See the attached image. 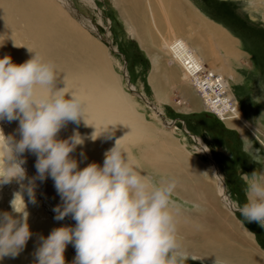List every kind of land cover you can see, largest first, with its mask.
<instances>
[{
	"label": "bare ground",
	"instance_id": "bare-ground-1",
	"mask_svg": "<svg viewBox=\"0 0 264 264\" xmlns=\"http://www.w3.org/2000/svg\"><path fill=\"white\" fill-rule=\"evenodd\" d=\"M7 1L8 4L3 5L5 1L0 0V5L2 4L0 28L2 18L6 20L7 17H3L5 10L6 14H4L8 15L6 22L9 24L10 20V24L14 25L15 22L20 21L22 32L29 42L22 47L23 52L19 54L12 53L15 49L7 53L0 47V164L3 165L0 172L10 177L6 183V187L10 188L8 199L15 201L20 211L15 218L10 214L7 218H1L0 215V237L15 236L26 223L28 215L26 211L32 210L37 213V216L32 218L35 220V226L23 232L25 237L49 229L55 233V236L64 240L66 248L69 245H76V254L83 257L97 253L102 264H105L99 250L101 240L107 239L108 235L116 236L110 230L115 228L117 232L121 221L124 226L121 224L120 228L126 227L127 221H123L122 217L132 215L128 225H135V228L138 224L136 223L138 215L148 216L150 219L153 217L156 219V216H159V220L165 222L170 218L177 225L179 216L172 215V211L164 206L166 204L161 205L154 200L150 196V191L143 192L142 189L146 187L145 182H141V179L126 167L128 163L130 164V161L128 163L126 161L128 150H126L128 152L126 158L124 157L126 162L124 158H121L123 154L119 157V153L115 151L104 152V149H100L91 156L81 158L79 163L73 164L74 151L94 148L102 142L118 143L115 147H111L116 150L124 140L129 142L138 140L140 132L138 120L132 117L133 111L127 101L129 96L124 99L119 89L110 82L111 78H107L108 75H112L106 69L107 63L103 71L97 70L99 66L96 61L97 69L92 67L95 52H92L90 46L91 39H87L78 26L81 32L71 26L75 22L69 15L73 18L76 17L74 14L79 15L72 7V1L56 0L59 4L55 0ZM81 1L89 6L95 5L93 0ZM114 1L119 5L117 7L121 12L129 8L133 10L134 17H131L132 13L126 16L125 20L132 24V35L148 53L156 49L160 56H164L166 65L170 66L169 69L165 68V74L167 73L172 81L177 85L186 81L193 86L203 106L213 110L212 112L225 121L227 126L236 129L245 126L246 120L229 87L230 79L234 81L236 76L230 72V65L226 62V58L230 55L235 56L237 52L235 40L226 28L208 19L200 24H192L193 19L202 21V17L197 13H192L194 15L191 14L190 17L183 15L179 2L181 0H143L145 5L142 9H140L142 0ZM152 2H156L162 8L166 7L173 19L171 24L168 13L165 9L161 10L166 19L164 28L170 36L163 37L158 42H156L153 28L157 27L160 17L157 11H154ZM13 12L17 15V19L12 16ZM77 18L78 24L89 27L86 19L82 16ZM155 32L160 34L161 30L157 28ZM212 36L214 42L218 43L214 47L211 42ZM231 44L233 46L229 47ZM218 54L220 60L216 63ZM206 58H210L211 66L205 63ZM150 59L153 68L149 80L156 91L155 83L160 81L156 77L157 73H160V60L152 55ZM22 65H28V67H22ZM41 70L44 76L41 75ZM205 71L209 73L204 74ZM37 74H40V77ZM47 77L54 79V85H51ZM129 87L134 91L130 83ZM159 88L161 89L159 86L157 90ZM185 93L188 98H192L187 88ZM143 98L148 102L145 96ZM195 100V98L192 99L190 103L194 105ZM151 107L157 114H161L158 107L153 104ZM145 138L148 139V137ZM195 140L199 143V152L210 156L207 146L200 141V138ZM15 152L19 154V157L15 155ZM18 160L25 164L24 167ZM25 166L30 171L34 168L38 173L33 175L34 188L30 187V181L24 177ZM122 166L127 168V170L123 169L125 173L123 176L116 170ZM207 167L203 168V172L206 171L211 178L213 177L219 197L225 200L228 209H235L226 194L222 176L215 163L209 161ZM44 173L47 180H53V187L59 199H56L54 193L48 194V190L43 186L44 181L41 176ZM93 178L95 182H87ZM2 181L3 179L0 178V206L7 199L3 196ZM48 195L51 199H47ZM45 200L48 204L44 202ZM60 202L65 209L73 212L79 223L64 220L53 211L54 208L62 206ZM6 209L9 212L11 208L6 207ZM135 228L128 229L125 233L133 234ZM159 228L161 232L153 228L157 231V235L156 232H152L156 235L154 239L162 246L170 240V243L166 245L170 249L178 250L182 247L185 252L193 255H201L198 249L205 250L206 255H213V252L221 249L220 245L217 247L207 243L205 239H208L210 235L204 236V231L201 235L195 229L191 232L188 229V234L183 233V237L178 239L170 231L163 230L161 226ZM176 228L178 229V225ZM83 229L89 232L99 247L95 248L96 243L91 241L85 244L86 240L81 236ZM193 232L199 235L192 236L195 234ZM111 238L113 237H110V241ZM233 249L229 250L226 247L223 250L224 257L233 259V255L237 253ZM236 260H238L237 257ZM239 260L235 264H261L256 259L246 263ZM232 262L230 263L234 264L235 260Z\"/></svg>",
	"mask_w": 264,
	"mask_h": 264
},
{
	"label": "rangeland",
	"instance_id": "rangeland-1",
	"mask_svg": "<svg viewBox=\"0 0 264 264\" xmlns=\"http://www.w3.org/2000/svg\"><path fill=\"white\" fill-rule=\"evenodd\" d=\"M4 1L3 5L8 4L7 0ZM71 1L72 7L79 14H74V16H82L89 22V27L80 23L79 25L77 23L79 19L69 15L75 22L71 26L78 32L82 30L87 39H91L90 46L92 52H95L92 67L97 69L98 63L97 70L103 71L105 70L104 65L107 63L106 69L112 74L107 78H111L110 82L119 89L124 99L129 96L127 101L133 111L132 117L138 120L140 132L139 141L124 140L116 150L111 147H115L118 143L102 142L94 148L74 151L73 164L79 163L81 158L91 156L100 149H104V152L115 151L119 155L123 154V157L117 154L122 159L126 158V153H128L126 150H128L127 157L130 159L127 158L126 161L127 163L130 161L131 165L128 163L126 167L136 174L141 182H145H143L145 188L148 189H142L143 192H145L144 190L150 191V196L154 200H157L161 205L166 204L164 206L172 211V215L179 216L178 229L170 218L165 222L160 221L159 216H156V219L155 217L150 219L148 216L138 215L136 218L138 224L135 228V225H128L132 215L122 217L123 221H127L125 222L126 227H122L124 224L119 221L122 228H120L121 224H118L117 232L114 230L115 228L110 230L116 236L108 235L107 239L101 240L100 246L109 259L114 264H231L230 262H234V260L235 264L240 258L239 262L243 260L242 262L246 263L256 259L264 264V0L179 1L183 15L190 17L192 13H197L202 17V21L208 19L217 22L226 28L235 40L234 45L237 53L235 56L230 55L226 58V62L230 65V72L236 76L234 81L232 79L229 81L231 94L237 100L239 110L246 120L245 126L241 129L227 126L228 124L213 113V110L204 107L201 99L197 96L198 92H195L194 87L189 83L185 81V83L177 85L167 73L165 74L166 69H169L170 66L166 65L164 56H160L156 49L152 50L153 53H148L132 35V24L125 22L126 16L133 13L131 17H134L132 9H124V12H121L117 7L119 5L114 0H93L94 6L84 4L81 0ZM56 3L58 2L56 1ZM152 3L154 11H157L160 17L157 27L153 28L157 38L156 42H158L161 38L170 36L164 28L166 19L161 12L165 9L169 15V10L166 7L162 8L156 2ZM220 3L227 7L225 13L242 25L247 37H240L238 31L234 32L224 24ZM140 5V9H142L145 2L142 0ZM65 12L67 13V11ZM4 13L6 14L5 10ZM4 13L3 17L7 16L6 20L8 21V15ZM14 13L12 16L17 19L18 17ZM169 17L173 24V19L170 15ZM6 20L2 18L3 22L1 21L0 47L7 53L13 49L15 50L12 53H22V47L29 42V39L22 32L21 22L17 21L12 25L9 20V25ZM198 20L193 19L192 24L202 22ZM157 28L161 30L160 34H156ZM1 29L3 30L1 31ZM97 44L99 45L97 46ZM9 45L13 47H9ZM232 46L233 44L229 47ZM150 55L160 60V73L158 72L156 75L160 81L155 84H157V88L160 86L161 89L157 90L156 88V91L149 80L153 68ZM26 66L28 67V65H22V67ZM179 73L180 70L177 71L178 75ZM207 73L209 71L204 72V74ZM125 74L130 84L133 85L134 91L130 89ZM37 75L40 77V74ZM41 75L44 76L42 70ZM47 78L51 85H54V79ZM103 80H106L105 77ZM186 88L192 98L187 97ZM157 91L159 92L157 93ZM141 94L147 98L149 103L144 100ZM194 98L196 102L193 105L190 102ZM196 103L197 106H195ZM151 104L158 107L161 114H157ZM163 118L171 123L166 124ZM195 138H200V141L207 146L210 157L222 176L226 194L237 210L228 209L225 200L219 197L213 177L211 178L208 172H203V168H208L209 159L199 152V143L194 141ZM15 155L19 157L17 152ZM148 155L150 156L148 157ZM18 162L24 167L25 164L21 160ZM2 168L3 165L0 164V170ZM25 168L23 169L24 177L30 181V187L34 188L35 178L33 175L38 174L34 170L35 164L31 171L29 168ZM124 168L122 166L116 170L123 176L125 175ZM127 168L125 169L127 170ZM41 177L48 194L54 193L56 199H59L53 187V180H47L45 173ZM0 178L3 179V196L7 197L0 206L1 218H7L8 214L15 218L20 211H18L15 201L8 199L10 188L6 187V183L10 177L0 172ZM95 181L93 178L87 182ZM47 199H51V196L48 195ZM46 200L44 202L48 204ZM61 205V207L54 208L53 211L64 220L79 223L73 212L65 209L62 203ZM6 207L11 208L9 212ZM26 213H28L26 223L15 236L0 237V264H102L97 253L83 257L76 254V245H69L66 248L64 240L55 236V233L49 229L25 237L23 232L35 226V220L32 218L37 216V213L32 210L26 211ZM50 224L52 225V223ZM172 225H175L176 229ZM159 226L163 230L170 231L178 239L183 237V233L188 234L194 229L201 235L204 231V236L210 235V239L205 237L207 243H212L217 247L220 245L221 249L213 252V255H206L207 253L203 249L197 250L202 252H199L201 255L187 253L182 247H179L178 250L170 249L166 247L170 240H167L166 245L162 246L154 239L157 235V231L154 229L161 232ZM133 227L136 234H126V231L133 230ZM152 232H156V235ZM196 232H193L194 235H192L193 233L189 234L199 235ZM81 236L86 240L85 244L91 241L96 243L95 248L99 247L87 230L83 229ZM110 237H113L111 241ZM226 247L237 252L236 255H233V259L224 257L223 250ZM248 257L249 259H247ZM221 258L225 261L222 262Z\"/></svg>",
	"mask_w": 264,
	"mask_h": 264
},
{
	"label": "trees",
	"instance_id": "trees-1",
	"mask_svg": "<svg viewBox=\"0 0 264 264\" xmlns=\"http://www.w3.org/2000/svg\"><path fill=\"white\" fill-rule=\"evenodd\" d=\"M220 6L222 8L221 16L224 19V24L229 26L234 32L238 31L240 34V37L245 38L247 37V33L245 32V29L236 21V19L232 18L230 15L226 14L225 11L227 10V7L224 4L220 3ZM218 12H220L218 10Z\"/></svg>",
	"mask_w": 264,
	"mask_h": 264
},
{
	"label": "water",
	"instance_id": "water-1",
	"mask_svg": "<svg viewBox=\"0 0 264 264\" xmlns=\"http://www.w3.org/2000/svg\"><path fill=\"white\" fill-rule=\"evenodd\" d=\"M124 73H125V71H124ZM126 75V74H125ZM126 81H128V83H130L129 82V80H128V78H127V75H126ZM131 89V88H130ZM163 120L166 122V123H171V121H167V120H165L164 118H163ZM194 141H196V140H194ZM208 159H209V161H212L213 163H214V161H213V159L210 157V156H206ZM216 165V164H215ZM234 210H237V208H235ZM99 250H100V255L102 256L101 258L103 259V261H104V263L105 264H114L112 261H111V259H109V257L107 256V254L105 253V251L102 249V248H99Z\"/></svg>",
	"mask_w": 264,
	"mask_h": 264
},
{
	"label": "crops",
	"instance_id": "crops-1",
	"mask_svg": "<svg viewBox=\"0 0 264 264\" xmlns=\"http://www.w3.org/2000/svg\"><path fill=\"white\" fill-rule=\"evenodd\" d=\"M202 22H205V21H202ZM201 22H199V23H197V24H200ZM215 36V35H214ZM211 42H212V46L214 47V46H216V45H218V43H215L214 42V40H213V36H212V39H211ZM216 56H218L216 59H217V62L216 63H218L219 62V60H220V57H219V54L218 55H216ZM207 61V62H206ZM205 63L207 64V65H210V58L209 59H207L206 58V60H205Z\"/></svg>",
	"mask_w": 264,
	"mask_h": 264
}]
</instances>
